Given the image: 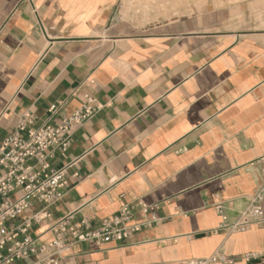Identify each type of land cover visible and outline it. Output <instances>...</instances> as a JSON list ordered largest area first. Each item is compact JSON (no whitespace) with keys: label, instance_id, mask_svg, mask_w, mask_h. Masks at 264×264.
Returning a JSON list of instances; mask_svg holds the SVG:
<instances>
[{"label":"crops","instance_id":"obj_1","mask_svg":"<svg viewBox=\"0 0 264 264\" xmlns=\"http://www.w3.org/2000/svg\"><path fill=\"white\" fill-rule=\"evenodd\" d=\"M119 1L0 0V143L23 113L38 128L84 94L101 104L49 158L66 167L63 197L47 217L34 219L45 206L33 203L9 225L31 218L38 245L63 239L64 264H177L215 251L264 264V226L220 227L264 191V0L145 24L124 19ZM137 199L158 204L151 227L69 241V226L95 228Z\"/></svg>","mask_w":264,"mask_h":264},{"label":"built area","instance_id":"obj_2","mask_svg":"<svg viewBox=\"0 0 264 264\" xmlns=\"http://www.w3.org/2000/svg\"><path fill=\"white\" fill-rule=\"evenodd\" d=\"M101 107L92 94H84L79 108L63 116L55 125L31 127L33 116L23 113L15 129L0 143V264H18L20 261L41 256L28 264H64L59 255L65 241L56 238L46 245H38L30 235L31 218L9 225L33 203H42L45 208L33 216L42 219L49 214L46 207L59 201L67 189L66 167L53 168L49 158L54 151L65 152L74 129L91 118ZM54 111V107L50 108ZM25 133V136H23ZM157 203L141 199L123 204L111 217L101 219L92 229L81 230L69 226L67 236L72 242L93 241L100 245L131 236L156 221ZM250 225L264 226V191L253 194L237 220L226 226L229 231H244ZM52 252H46L50 251ZM264 255V252L261 253ZM258 253L243 256L249 260ZM235 259L221 251L207 257L180 261L177 264H234Z\"/></svg>","mask_w":264,"mask_h":264},{"label":"rangeland","instance_id":"obj_3","mask_svg":"<svg viewBox=\"0 0 264 264\" xmlns=\"http://www.w3.org/2000/svg\"><path fill=\"white\" fill-rule=\"evenodd\" d=\"M235 1L241 0H129L127 2L120 0L119 10L124 19L131 18L140 24H145L162 18L186 14L208 3L221 5Z\"/></svg>","mask_w":264,"mask_h":264},{"label":"bare ground","instance_id":"obj_4","mask_svg":"<svg viewBox=\"0 0 264 264\" xmlns=\"http://www.w3.org/2000/svg\"><path fill=\"white\" fill-rule=\"evenodd\" d=\"M127 1H129V0H125V2H127ZM181 1V0H180ZM122 2V1H121ZM124 6V5H123Z\"/></svg>","mask_w":264,"mask_h":264}]
</instances>
